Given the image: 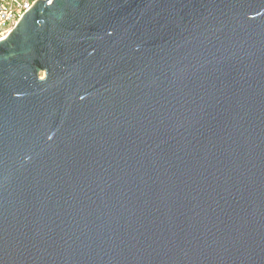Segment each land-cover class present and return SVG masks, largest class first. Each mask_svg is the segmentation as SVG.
Here are the masks:
<instances>
[{"label":"water","instance_id":"obj_1","mask_svg":"<svg viewBox=\"0 0 264 264\" xmlns=\"http://www.w3.org/2000/svg\"><path fill=\"white\" fill-rule=\"evenodd\" d=\"M0 264H264V0H38L0 42Z\"/></svg>","mask_w":264,"mask_h":264},{"label":"built area","instance_id":"obj_2","mask_svg":"<svg viewBox=\"0 0 264 264\" xmlns=\"http://www.w3.org/2000/svg\"><path fill=\"white\" fill-rule=\"evenodd\" d=\"M38 0H0V42L11 33L23 15Z\"/></svg>","mask_w":264,"mask_h":264}]
</instances>
